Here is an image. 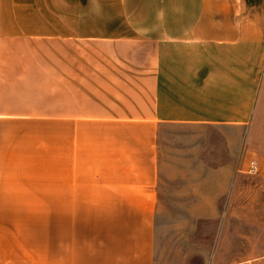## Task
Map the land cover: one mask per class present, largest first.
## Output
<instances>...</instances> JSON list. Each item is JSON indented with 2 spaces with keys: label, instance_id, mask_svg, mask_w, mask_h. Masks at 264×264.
Listing matches in <instances>:
<instances>
[{
  "label": "crops",
  "instance_id": "0c3cea01",
  "mask_svg": "<svg viewBox=\"0 0 264 264\" xmlns=\"http://www.w3.org/2000/svg\"><path fill=\"white\" fill-rule=\"evenodd\" d=\"M0 264H264V0H0Z\"/></svg>",
  "mask_w": 264,
  "mask_h": 264
},
{
  "label": "rangeland",
  "instance_id": "374dc122",
  "mask_svg": "<svg viewBox=\"0 0 264 264\" xmlns=\"http://www.w3.org/2000/svg\"><path fill=\"white\" fill-rule=\"evenodd\" d=\"M189 182L190 180H172L170 184L164 183V181L160 182L162 204L157 212L158 239L165 255L173 244L180 248L183 246V240L190 241L191 238L195 240L197 237L195 214L199 212L184 210L180 205V203L196 201L195 188L189 186ZM182 183L184 184L182 185ZM198 223L200 229L206 233L204 245L208 251L212 246V224L205 222L203 226V221H198Z\"/></svg>",
  "mask_w": 264,
  "mask_h": 264
},
{
  "label": "built area",
  "instance_id": "2783aa9c",
  "mask_svg": "<svg viewBox=\"0 0 264 264\" xmlns=\"http://www.w3.org/2000/svg\"><path fill=\"white\" fill-rule=\"evenodd\" d=\"M247 171L251 174H253L257 171V164H256L255 160L249 161Z\"/></svg>",
  "mask_w": 264,
  "mask_h": 264
}]
</instances>
